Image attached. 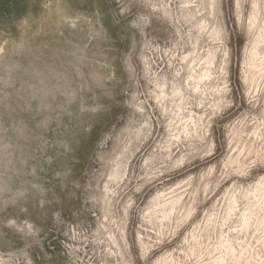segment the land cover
<instances>
[{
    "label": "rangeland",
    "instance_id": "rangeland-1",
    "mask_svg": "<svg viewBox=\"0 0 264 264\" xmlns=\"http://www.w3.org/2000/svg\"><path fill=\"white\" fill-rule=\"evenodd\" d=\"M0 264H264V0H0Z\"/></svg>",
    "mask_w": 264,
    "mask_h": 264
}]
</instances>
